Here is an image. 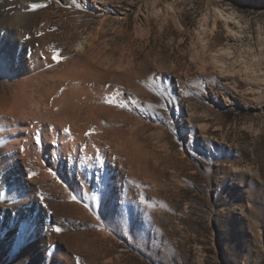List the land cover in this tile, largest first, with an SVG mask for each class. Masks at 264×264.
I'll use <instances>...</instances> for the list:
<instances>
[{
	"label": "rangeland",
	"instance_id": "1",
	"mask_svg": "<svg viewBox=\"0 0 264 264\" xmlns=\"http://www.w3.org/2000/svg\"><path fill=\"white\" fill-rule=\"evenodd\" d=\"M0 264H264V0H0Z\"/></svg>",
	"mask_w": 264,
	"mask_h": 264
},
{
	"label": "snow or ice",
	"instance_id": "2",
	"mask_svg": "<svg viewBox=\"0 0 264 264\" xmlns=\"http://www.w3.org/2000/svg\"><path fill=\"white\" fill-rule=\"evenodd\" d=\"M43 6H44V5H41V4H38V3H34V4L31 5V8H32L33 10H35V9H38V8H40V7H43ZM61 59H63V58L61 57V55L59 54V52H57V53L53 56V60H55L57 63H59V62L61 61ZM105 102L108 103V104H116V100H115L114 97H107V98L105 99ZM117 106L123 108V107H125L126 105H125L123 102H121V103H119ZM64 131H65V132H68L69 129H64ZM88 134H89V133H86V135H88ZM36 142H37V143L40 142V141H39V134H38V133H37V135H36ZM73 199H75V198H73ZM56 231L59 232V231H61V229L57 228Z\"/></svg>",
	"mask_w": 264,
	"mask_h": 264
},
{
	"label": "bare ground",
	"instance_id": "3",
	"mask_svg": "<svg viewBox=\"0 0 264 264\" xmlns=\"http://www.w3.org/2000/svg\"><path fill=\"white\" fill-rule=\"evenodd\" d=\"M101 2V1H100Z\"/></svg>",
	"mask_w": 264,
	"mask_h": 264
}]
</instances>
